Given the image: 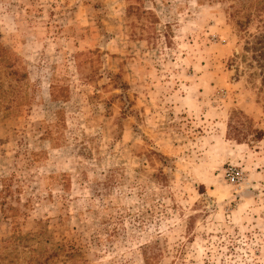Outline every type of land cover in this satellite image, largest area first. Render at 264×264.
I'll list each match as a JSON object with an SVG mask.
<instances>
[{"label": "rangeland", "instance_id": "obj_1", "mask_svg": "<svg viewBox=\"0 0 264 264\" xmlns=\"http://www.w3.org/2000/svg\"><path fill=\"white\" fill-rule=\"evenodd\" d=\"M234 3L0 0V264H264Z\"/></svg>", "mask_w": 264, "mask_h": 264}, {"label": "trees", "instance_id": "obj_2", "mask_svg": "<svg viewBox=\"0 0 264 264\" xmlns=\"http://www.w3.org/2000/svg\"><path fill=\"white\" fill-rule=\"evenodd\" d=\"M233 1L236 3L231 5L230 18L240 40L244 41L242 51L236 54L232 61L237 62V58H240V61L245 62L251 69V75L260 80L259 92L263 93L261 99L264 103V0ZM236 70L239 72L240 66H237ZM230 128H239V126L230 122ZM256 132L262 136V131L256 130ZM240 134L245 135L237 129L236 134L232 135L234 139L241 140ZM229 137H232L231 133Z\"/></svg>", "mask_w": 264, "mask_h": 264}, {"label": "built area", "instance_id": "obj_3", "mask_svg": "<svg viewBox=\"0 0 264 264\" xmlns=\"http://www.w3.org/2000/svg\"><path fill=\"white\" fill-rule=\"evenodd\" d=\"M239 173L240 172H235V171H233L232 170V172L230 173V181L232 182V183H237L238 181H239V179H240V177H239Z\"/></svg>", "mask_w": 264, "mask_h": 264}]
</instances>
